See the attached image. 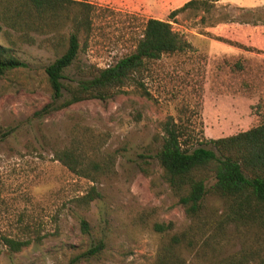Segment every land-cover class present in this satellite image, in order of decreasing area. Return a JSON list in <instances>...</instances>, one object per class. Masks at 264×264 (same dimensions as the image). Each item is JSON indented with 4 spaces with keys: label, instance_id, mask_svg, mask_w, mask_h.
Returning <instances> with one entry per match:
<instances>
[{
    "label": "rangeland",
    "instance_id": "374dc122",
    "mask_svg": "<svg viewBox=\"0 0 264 264\" xmlns=\"http://www.w3.org/2000/svg\"><path fill=\"white\" fill-rule=\"evenodd\" d=\"M79 1L93 7L92 29L79 37L63 82L76 81L89 65L114 63L134 47L149 18L169 20L188 0ZM218 1L169 20L188 47L149 62L137 77L142 86L131 82L106 102L83 100L39 119L33 113L50 100L44 70L59 50L48 42L49 33L31 32L29 44L2 27L0 43L23 66L0 78V129L7 132L0 141V238L32 241L18 252L0 245V264H152L169 237L186 230L190 220L155 158L163 122L179 123L192 147H210V140L264 122V0ZM74 141L95 161L109 160V171L90 180L54 158V150ZM92 188L98 196L86 207L78 204ZM220 205L208 199L214 210ZM167 222L171 230H154L155 223ZM233 233L203 261L249 246L264 255V239L252 244V234L238 232L239 239ZM98 240L101 252L83 256ZM179 252L196 264L194 251Z\"/></svg>",
    "mask_w": 264,
    "mask_h": 264
},
{
    "label": "trees",
    "instance_id": "16d2710c",
    "mask_svg": "<svg viewBox=\"0 0 264 264\" xmlns=\"http://www.w3.org/2000/svg\"><path fill=\"white\" fill-rule=\"evenodd\" d=\"M217 1L188 0L169 13V20L186 9L206 11ZM92 11L91 4L79 0H0V32L5 27L29 44L34 43L31 32L49 33L48 42L60 53L44 70L50 100L36 110L33 117L43 118L83 100L106 102L122 93V87L131 82L141 85L137 77L149 62L188 47V43L172 29L169 20L149 18L130 52L105 67L89 65L79 69V79L63 82V72L74 63L79 52V37L90 35ZM62 31L66 32L65 43H59ZM3 33L8 35L7 31ZM21 66L23 63L12 49L0 43V78ZM161 129V143L155 158L162 168L164 180L190 221L186 230L169 237L152 264H194L182 258L181 247L194 251L198 257L196 264H248L249 261L264 264V255L255 246L222 259L210 255L208 261H203V254L215 252L226 236L235 237L233 232L239 239L238 232L242 237L252 234V244L264 239V122L210 140L207 144L210 147L186 144L182 139L184 129L171 119L164 121ZM6 136L7 132L0 129V141ZM84 146L80 141H74L69 147L54 150L53 156L75 175L95 180L109 171L111 163L109 160L95 161L85 152ZM97 196L92 188L76 201L86 207ZM209 198L217 199L221 204L218 210L208 206ZM80 226L83 232L88 230L84 220L80 221ZM172 226L171 222L155 223L154 230L166 232ZM257 234L263 237L258 238ZM31 241L30 238L1 237L0 245L18 252ZM103 247V241L98 240L83 256H96Z\"/></svg>",
    "mask_w": 264,
    "mask_h": 264
},
{
    "label": "crops",
    "instance_id": "0c3cea01",
    "mask_svg": "<svg viewBox=\"0 0 264 264\" xmlns=\"http://www.w3.org/2000/svg\"><path fill=\"white\" fill-rule=\"evenodd\" d=\"M217 2H219V1H217Z\"/></svg>",
    "mask_w": 264,
    "mask_h": 264
}]
</instances>
